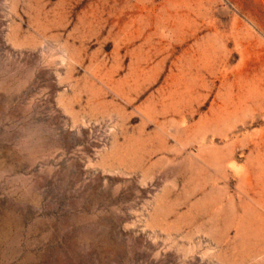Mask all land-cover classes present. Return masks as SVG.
<instances>
[{
    "label": "rangeland",
    "instance_id": "374dc122",
    "mask_svg": "<svg viewBox=\"0 0 264 264\" xmlns=\"http://www.w3.org/2000/svg\"><path fill=\"white\" fill-rule=\"evenodd\" d=\"M0 264H264V0H0Z\"/></svg>",
    "mask_w": 264,
    "mask_h": 264
}]
</instances>
